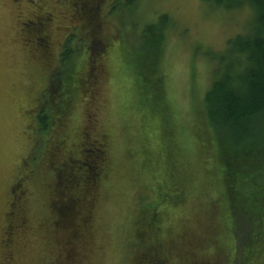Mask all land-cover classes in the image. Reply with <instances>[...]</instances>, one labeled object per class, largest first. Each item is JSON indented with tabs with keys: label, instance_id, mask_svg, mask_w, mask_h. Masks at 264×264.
<instances>
[{
	"label": "rangeland",
	"instance_id": "374dc122",
	"mask_svg": "<svg viewBox=\"0 0 264 264\" xmlns=\"http://www.w3.org/2000/svg\"><path fill=\"white\" fill-rule=\"evenodd\" d=\"M73 1L0 0V259L11 254V264H53L48 261L50 252H57L59 257L62 255L61 244H54L57 241L50 234L48 239L55 240L46 241L38 226L41 217L46 215V211L42 213L46 199L34 161L38 159L39 163L53 155L65 154L66 145H60V132L49 144L45 138L36 137L41 145L32 151L34 142L31 141L32 130H29L43 103V91L54 66L51 50L40 46L33 35L36 28L43 27L46 22L22 24L41 14H47L51 21L55 55L61 52V45L71 34L74 47L82 50L78 54L85 58L96 27L99 31L94 40L99 41V49L105 51L102 66L94 68L97 75L81 78L78 85L88 88L86 103L90 108L85 104L78 105L76 118L80 122H77L79 129L76 132L92 127L86 133L88 138L101 135L100 139L108 143L109 165L93 210V227L78 248L77 264H134L133 253L144 247L143 217L150 206H158V203L154 206L147 201L141 192L138 194L136 185L141 176L135 169L142 150L138 142L146 141L148 131L143 133L138 128L144 127L141 115L148 95L156 93L154 85L144 87L139 84V79L136 81L139 72L153 84L158 76L167 80L169 110L163 113L153 142H158L159 150L161 145L166 147L167 152L172 153L170 159L177 154L176 171L169 178L176 183L180 175L186 186L183 202L177 203V206H186L181 214L192 207L196 213L200 212L198 220L205 223L206 228L220 224L217 222H223L229 228L227 214L224 221L215 210L219 201L222 207L225 204L224 197L216 201L224 187L222 175L208 172L221 169V165L212 149L209 132H203L207 121L204 97L212 83L217 60L226 52L228 42L250 30L254 21L252 10L215 9L205 0H136L133 7L126 6L127 0H93L88 8H97V11L88 13L81 9L75 11ZM97 15L99 24L92 18ZM163 15L169 17L172 25L163 50L151 49L148 54L151 42L145 38L146 29L158 25ZM57 59L55 57L56 64ZM100 60L101 56L96 57V62ZM73 61L79 63L75 67L76 73L80 77L86 76L87 69L81 65L80 57ZM94 81L97 85L95 97ZM90 102L95 105L92 107ZM71 121L69 130L75 128L74 113ZM54 144L55 154L49 149ZM250 168L248 174L253 176L254 173L255 187L261 189L264 187V162ZM16 182L21 187L15 189ZM48 187L47 183V190ZM253 188H250L251 202H247V206H257L259 193ZM12 198L16 201L13 213L19 212L27 200L21 212L26 227L17 234L15 244L4 249V228ZM166 212L169 215V211ZM49 213L54 219L55 213ZM136 220L141 232L134 238L131 228ZM183 220L190 219L187 220L185 214ZM203 243L206 248L207 242ZM188 251L192 253V247ZM194 251L198 250L194 247ZM0 264L10 263L0 260Z\"/></svg>",
	"mask_w": 264,
	"mask_h": 264
},
{
	"label": "trees",
	"instance_id": "16d2710c",
	"mask_svg": "<svg viewBox=\"0 0 264 264\" xmlns=\"http://www.w3.org/2000/svg\"><path fill=\"white\" fill-rule=\"evenodd\" d=\"M205 1L215 9L235 11L247 8L254 14L250 30L231 39L226 52L217 60L212 83L204 97L207 121L203 132H209L212 149L215 150L221 165V169L217 168L216 171L210 169L208 172L210 175H222L224 187L223 193L216 201L224 197L222 200L225 204L222 207L219 201L215 210L218 217H222L224 221L227 214L230 227H226L223 222H217L220 224L206 228L207 225L198 220L200 212L196 213L192 207L181 214L182 208L186 206H177V203L183 202L186 186L180 175L176 183L173 178H169L175 174L177 154L174 159H170L172 153L167 152L160 141L161 150L164 149L165 152L156 146L158 142H153L155 132L159 131V121L163 113L169 110L166 99L167 80L166 77L158 76L153 84V81L144 78L139 72L136 81L139 79V84L144 87L154 85L156 93L154 95L149 93L141 115L144 127L138 128L143 133L147 129L148 131L145 135L146 141L143 140L142 144L138 142L142 150L138 154L140 162L136 163L135 169L141 176L137 178L136 185L138 194L141 192L147 201L152 202L154 206L158 203V206H150V210L143 217L144 247L133 253L134 264H264V187L259 189L258 186L257 189L254 173L251 176L252 173L247 172L251 165L254 167L264 162V0ZM92 2L93 0H74L72 7L75 11L81 9L88 13L91 11L96 13L97 8H88ZM135 2L136 0H127L126 6L133 7ZM92 18L99 24L98 15ZM42 20L47 25L37 27V32L33 35L40 46L51 50L54 66L51 67L50 78L43 91V103L39 106L37 117L34 122L29 119L31 141L34 142L32 151L41 145L37 139L39 136L45 138L49 144V141L61 132L60 145H66V153H58L60 154L58 157L53 155L49 160L39 163L38 159L34 161V164L37 162L34 168L38 173V179L44 185L46 199V206H43L42 210L44 214L46 211V215L41 217L38 226L46 241L56 239L57 242L53 243L61 244L62 255L59 257L57 252L51 251L49 262L77 264L78 248L84 244L87 234L93 227V210L99 201L101 186L109 165L108 143L100 139L101 135L100 137L96 135L93 139L88 138L86 133L92 127L80 133L76 132L79 129L77 122H80L79 118H76L77 107L84 104L88 106L86 100L89 98L88 88L84 86L80 88L78 85L81 78L97 75L94 68L102 66L105 51L99 49V41L94 40L99 31V27H96L85 58L83 54H78L82 50L74 47V37L71 34L61 45V52L55 55L48 15L41 14L30 18L24 24ZM171 26L169 17L163 15L158 25L147 27L145 38L151 42L148 54L151 53V49L162 52ZM98 56H101V60L96 62ZM55 57H58L57 64ZM79 57L81 65L87 69L84 77L76 73L75 67L79 63L73 61ZM113 65L115 69V63ZM94 88L93 97L97 91L95 81ZM94 105L95 103L92 107ZM73 113L76 124L74 129L69 130L72 126ZM166 134L168 135L167 131ZM54 146L56 144L51 145L49 149L55 154ZM224 153L227 155L224 156ZM209 154L211 155V152ZM28 157L29 155L26 156ZM253 186V190L259 193L257 206H247V202H251L250 188ZM19 187L20 183L16 182L15 189ZM25 192L23 190L24 195ZM26 202L27 200L19 212L13 213L16 201L12 198L4 228L2 241L4 249L14 245L17 234L25 230L26 222L21 212ZM166 211H169V215ZM49 212L55 213L54 219L53 216H49ZM185 214L187 220L192 221L183 220ZM214 220L217 221V218ZM15 229H18L16 233ZM131 230L132 237L140 236L141 228L137 220L133 222ZM48 234L55 239H48ZM8 240V245H5ZM203 242H207L206 248ZM190 247L192 253L188 251ZM194 247L197 252L194 251ZM0 260H9L11 264V254L10 257L7 255Z\"/></svg>",
	"mask_w": 264,
	"mask_h": 264
},
{
	"label": "flooded vegetation",
	"instance_id": "af4514ba",
	"mask_svg": "<svg viewBox=\"0 0 264 264\" xmlns=\"http://www.w3.org/2000/svg\"><path fill=\"white\" fill-rule=\"evenodd\" d=\"M22 24H24V23H22Z\"/></svg>",
	"mask_w": 264,
	"mask_h": 264
}]
</instances>
